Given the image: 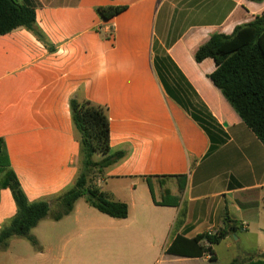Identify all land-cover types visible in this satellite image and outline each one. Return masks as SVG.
I'll use <instances>...</instances> for the list:
<instances>
[{
  "label": "crops",
  "instance_id": "obj_1",
  "mask_svg": "<svg viewBox=\"0 0 264 264\" xmlns=\"http://www.w3.org/2000/svg\"><path fill=\"white\" fill-rule=\"evenodd\" d=\"M17 1L35 10L36 28L53 47L25 28L0 36V139L28 200L52 199L76 182L72 99L108 109L111 152L124 153L94 184L126 204L128 217L111 218L80 200L67 217L35 228L44 251L62 264L264 262V146L210 80L215 62L195 60L212 35H231L264 15V0ZM109 6L126 10L104 21L97 9ZM165 54L196 95L179 89L163 60L170 87L194 105L199 98L226 144L213 146L168 95L155 67ZM226 211L239 229L212 255L167 253L177 236L223 229ZM16 213L11 191L0 189V230ZM227 241L235 247L222 259L216 247Z\"/></svg>",
  "mask_w": 264,
  "mask_h": 264
},
{
  "label": "trees",
  "instance_id": "obj_2",
  "mask_svg": "<svg viewBox=\"0 0 264 264\" xmlns=\"http://www.w3.org/2000/svg\"><path fill=\"white\" fill-rule=\"evenodd\" d=\"M125 10L126 7L109 6L100 7L97 12L102 20L108 21ZM19 28L32 32L49 51H53L45 35L36 28V14L33 8L24 6L17 0H0V36ZM206 59H212L216 64V70L209 76L210 80L264 146V15L237 27L231 35H212L195 55L198 63ZM163 60L170 63L176 71L175 74L179 76V89L185 91V95L196 94L174 66L171 58L165 54L163 59L155 58V67L168 95L200 125L213 146L226 144L227 135L199 98L196 96L198 104L194 105L191 99L183 98L170 87L166 76L168 67L162 65ZM70 110L80 145L79 174L69 190L52 199L33 203L28 200L15 172L11 169L5 141L0 139V189L11 191L17 208L16 215L0 230V251L6 249L9 241L14 238L27 239L34 247H38L37 241L30 236L31 231L49 217L54 221L67 217L80 200L111 218L128 217L126 204L111 201L94 184L96 175L102 176L107 168L124 158L122 152H111L108 109L90 101L72 99ZM96 156L102 159L95 161ZM181 188L183 190L184 186ZM224 223L225 227L215 234H202L194 239L177 236L167 253L185 258L212 255V247L219 245L239 229L237 222L229 217L227 211Z\"/></svg>",
  "mask_w": 264,
  "mask_h": 264
},
{
  "label": "rangeland",
  "instance_id": "obj_3",
  "mask_svg": "<svg viewBox=\"0 0 264 264\" xmlns=\"http://www.w3.org/2000/svg\"><path fill=\"white\" fill-rule=\"evenodd\" d=\"M100 157H96V160H100ZM54 212V209H53ZM264 229V223L262 226ZM259 228L256 225L251 226V231L254 233ZM264 231V230H263ZM30 236L33 237L37 243L38 247H34L31 242L27 239L14 238L9 241L8 247L0 251V264H62L64 260L57 259L55 253H47L44 251L38 237H41V233L38 229L31 231ZM245 237L246 235L243 234ZM246 243V239L242 238V244ZM231 244V248H229ZM234 243L232 241H227L221 246H217L216 250L220 254L221 258H227L233 253Z\"/></svg>",
  "mask_w": 264,
  "mask_h": 264
}]
</instances>
